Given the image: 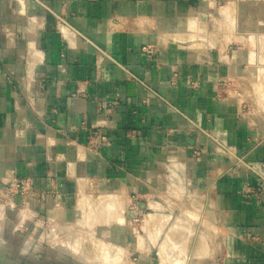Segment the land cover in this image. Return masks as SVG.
Returning <instances> with one entry per match:
<instances>
[{"label":"crops","instance_id":"1","mask_svg":"<svg viewBox=\"0 0 264 264\" xmlns=\"http://www.w3.org/2000/svg\"><path fill=\"white\" fill-rule=\"evenodd\" d=\"M262 67L264 0H0V262L77 230L153 264L136 223L202 196L211 264H264Z\"/></svg>","mask_w":264,"mask_h":264},{"label":"rangeland","instance_id":"2","mask_svg":"<svg viewBox=\"0 0 264 264\" xmlns=\"http://www.w3.org/2000/svg\"><path fill=\"white\" fill-rule=\"evenodd\" d=\"M259 74L258 84L254 88L259 110L264 112L263 67ZM182 200L175 209L169 210L173 219L166 223L162 231L161 228H156L160 223L159 218L147 215L151 214L150 210L144 212L145 217L142 216L136 223L137 232L133 243H139L141 240L145 243L146 251H140L145 255L143 257H147L153 264H211L213 261L210 254L220 248V235H213L220 229V224L216 216L208 210L211 205L206 203V198L195 196L191 203H184ZM47 235L49 242L54 241L63 253L79 260V264H130L124 253L121 254V251L115 250L113 246L100 242L93 235H84L77 230L64 235L59 233L56 238L54 235ZM152 245H155L154 248ZM134 255L136 256V253Z\"/></svg>","mask_w":264,"mask_h":264},{"label":"built area","instance_id":"3","mask_svg":"<svg viewBox=\"0 0 264 264\" xmlns=\"http://www.w3.org/2000/svg\"><path fill=\"white\" fill-rule=\"evenodd\" d=\"M144 52L150 53L148 49H143ZM31 192V183L24 180L13 179L5 188L4 197L10 198L14 195H20L21 197H27Z\"/></svg>","mask_w":264,"mask_h":264},{"label":"flooded vegetation","instance_id":"4","mask_svg":"<svg viewBox=\"0 0 264 264\" xmlns=\"http://www.w3.org/2000/svg\"><path fill=\"white\" fill-rule=\"evenodd\" d=\"M0 264H8V263L7 262H4V261L3 262L1 261Z\"/></svg>","mask_w":264,"mask_h":264},{"label":"bare ground","instance_id":"5","mask_svg":"<svg viewBox=\"0 0 264 264\" xmlns=\"http://www.w3.org/2000/svg\"><path fill=\"white\" fill-rule=\"evenodd\" d=\"M157 223H158V221H157ZM157 228V227H156ZM191 244V243H190ZM200 245H203V243H200ZM199 250V249H198ZM187 251H188V249H187ZM188 260V259H187ZM164 263V262H163Z\"/></svg>","mask_w":264,"mask_h":264}]
</instances>
